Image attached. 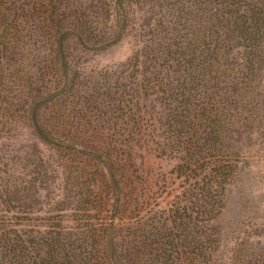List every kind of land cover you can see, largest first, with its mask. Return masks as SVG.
<instances>
[{
  "label": "trees",
  "instance_id": "16d2710c",
  "mask_svg": "<svg viewBox=\"0 0 264 264\" xmlns=\"http://www.w3.org/2000/svg\"><path fill=\"white\" fill-rule=\"evenodd\" d=\"M83 1L0 0V144L23 123L57 150L77 221L74 230L60 221L42 231L1 230L0 264H215L218 240L209 232L211 222L224 207L223 191L232 173L242 171L237 154L225 149L219 127L230 104L236 111L229 122L233 133L239 137L255 127L248 120L257 110L252 94L258 51L264 46L263 7L221 1L215 37L207 35L198 57L185 60L189 83H183L184 89L170 91L164 76L156 75V70H170L166 59L151 57L145 67L153 77L144 79L141 93L160 94L172 136H187L173 147L191 153L213 150L192 165H177L184 181L166 211L157 208L134 163L144 131L137 91L113 70L85 72L73 63L74 52H100L121 40L129 26L127 2ZM235 32L242 41L232 44ZM141 64L135 53L121 65ZM194 65L202 71L193 74ZM215 74L231 80L220 90L208 87L204 77ZM199 88L209 92L204 100L189 97ZM191 114L203 121L191 122ZM49 179L43 168L26 181L29 188L39 182L44 190ZM4 203L22 212L32 207L22 198ZM153 212L160 215L156 220L149 216Z\"/></svg>",
  "mask_w": 264,
  "mask_h": 264
},
{
  "label": "rangeland",
  "instance_id": "374dc122",
  "mask_svg": "<svg viewBox=\"0 0 264 264\" xmlns=\"http://www.w3.org/2000/svg\"><path fill=\"white\" fill-rule=\"evenodd\" d=\"M221 1L126 0V9L130 14L129 26L121 40L100 52L73 53V63L81 65L83 71L113 70L116 76H121L124 82L131 84L129 88L137 91L144 117V131L142 146L136 149L138 155L134 163L138 172L150 185V196L158 202L157 208L168 209L174 196L180 194L184 177L176 172L177 165L179 163L187 165L185 162L192 165L193 159L198 161L201 159L199 155H204L208 150L211 153L213 150L209 147L201 153H191L184 146L173 147V143H178L180 137L184 139L187 136L184 134L178 136L176 132L172 136L167 126L168 110L159 102L160 94H151L148 90L146 94L141 93V86L145 85L144 79L153 77L148 70L149 67H145L151 57L164 58L168 65H171L170 70L167 73L166 70H160V74L156 70V75L160 78L164 76L163 81L167 88L170 91L178 90L183 83H189V75L183 71L184 66H187L185 60L198 57L207 35L215 37L219 25L217 17L222 10ZM242 1L250 2L249 7L253 2H257L264 11V0ZM244 19L249 25L252 24L250 22L252 18L247 12ZM231 20L233 21L234 17H231ZM238 41L241 42L242 39L238 38V32H235L232 44ZM135 53L139 60L143 59L144 66L121 65ZM258 54L261 61L254 70L257 74L255 78L257 86L252 94L257 110L248 120L249 124L255 126L254 129L239 137L232 132L235 126L229 122L232 120L234 122L236 111L234 105L230 104L227 105L225 112L227 120L222 123L223 127H219L220 132L218 131L225 137L222 140L227 146L225 147L227 152L231 155L237 154L240 160L238 165H241L242 171L232 173L230 183L225 185L223 191L224 207L218 218L211 222L212 229L209 232L218 240L214 253L215 264H264V46ZM144 57L148 59L144 60ZM194 62L195 65L198 64V59ZM195 65L193 74L202 71L199 65L197 67ZM139 69H142L143 75L139 73ZM204 78L208 87L213 86L218 90L231 80L218 74L213 78L210 76ZM208 93L206 91L203 94L201 90L194 95L195 92H191L189 97L200 101L204 100ZM212 93L218 94L213 91ZM194 109L192 107V110ZM196 115L198 116V112ZM189 120L191 122L195 120V124L203 121L197 120L192 114L189 115ZM30 131L31 127L19 123L13 131L15 135L13 138L1 140L0 220L3 219L4 223L0 221V231L3 229H18L21 232L30 229L42 231L49 225L55 227L59 221L65 227L74 230L77 225L73 209L75 204L67 197L69 192L65 189V171L61 157L57 150L40 142ZM164 148L165 153L161 152ZM43 168L49 171L48 187L43 190L41 184L37 182L34 188H29L26 180L34 170L39 172ZM25 196L28 198H23ZM7 198L12 201L22 198L32 207L25 209V212L19 209L11 210L4 203ZM154 209L156 210V207ZM149 216L156 220L160 215L153 212ZM20 221L22 224L18 225ZM25 222L27 224H24Z\"/></svg>",
  "mask_w": 264,
  "mask_h": 264
}]
</instances>
